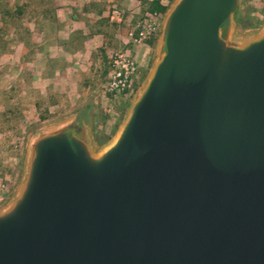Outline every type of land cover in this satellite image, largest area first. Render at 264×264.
Masks as SVG:
<instances>
[{
	"label": "water",
	"instance_id": "obj_1",
	"mask_svg": "<svg viewBox=\"0 0 264 264\" xmlns=\"http://www.w3.org/2000/svg\"><path fill=\"white\" fill-rule=\"evenodd\" d=\"M248 23L245 0H173L110 139L89 100L25 135L0 264H264V22Z\"/></svg>",
	"mask_w": 264,
	"mask_h": 264
},
{
	"label": "rangeland",
	"instance_id": "obj_2",
	"mask_svg": "<svg viewBox=\"0 0 264 264\" xmlns=\"http://www.w3.org/2000/svg\"><path fill=\"white\" fill-rule=\"evenodd\" d=\"M172 2L173 0H167L166 5L160 6L162 10H149L148 6L155 3H149L148 0H111L110 4L115 9L111 10V14L117 17L133 18L137 15L142 20L146 14L154 12L159 16L153 39L143 46L128 49L138 67L133 90L120 96L116 102L104 93L109 80L111 55L124 48L127 43V29L133 25L130 23L121 32L120 38H77V51L70 54L63 49V57L58 61L63 73L60 83L62 86L59 88L56 85L54 93H58L60 105L49 108L44 106L45 101L40 99L41 96L35 89L40 88L41 84H37L35 69H30V62L27 60L28 56L35 55L36 52L33 51L38 50L39 40L35 32L32 33L33 38H25L26 35L21 36L17 30L22 21L20 11L36 10L43 5V1L0 0V200L14 191L20 181L24 165L25 135L35 128L56 122L77 110L82 102L89 100L94 103L98 114V142L104 143L113 136L129 100L151 68L158 26ZM245 9L250 24L264 22V6L260 0H245ZM3 12H7L6 18ZM24 25L29 28L33 24ZM17 38L24 40L16 42ZM86 86L88 90H85ZM45 95L53 97V93Z\"/></svg>",
	"mask_w": 264,
	"mask_h": 264
},
{
	"label": "crops",
	"instance_id": "obj_3",
	"mask_svg": "<svg viewBox=\"0 0 264 264\" xmlns=\"http://www.w3.org/2000/svg\"><path fill=\"white\" fill-rule=\"evenodd\" d=\"M94 1L99 0H79V2L77 0H55L52 17L55 26L57 23L61 30L57 31L55 26L50 28L49 24L48 26L40 25L38 28L36 34L39 40L38 50L35 55L26 58L30 62L28 63L30 69H35L36 82L41 84V87L34 88L45 100L44 106L46 107L60 105L58 93H54L56 85H59V88L62 86L60 83L63 73L58 62L63 57L61 53L63 48L60 47L62 42L70 38H120L124 28L130 23L134 25L140 18L137 15L133 18L117 17L111 14V10H115L110 4L111 0H102L99 3H94ZM39 8L45 9L43 5ZM29 29L32 33L35 32L33 25L29 26ZM50 60L57 62L53 70L49 65ZM46 93H53V97L46 96Z\"/></svg>",
	"mask_w": 264,
	"mask_h": 264
},
{
	"label": "built area",
	"instance_id": "obj_4",
	"mask_svg": "<svg viewBox=\"0 0 264 264\" xmlns=\"http://www.w3.org/2000/svg\"><path fill=\"white\" fill-rule=\"evenodd\" d=\"M264 6V0H260ZM149 3L166 5L167 0H148ZM159 16L157 13H148L137 21L126 33L127 43L111 55L109 80L105 86V94L116 102L126 92L133 90L138 67L128 49L133 46H143L153 39L157 31ZM127 46V49H126Z\"/></svg>",
	"mask_w": 264,
	"mask_h": 264
},
{
	"label": "trees",
	"instance_id": "obj_5",
	"mask_svg": "<svg viewBox=\"0 0 264 264\" xmlns=\"http://www.w3.org/2000/svg\"><path fill=\"white\" fill-rule=\"evenodd\" d=\"M41 1H43V6L45 7V9H40L39 7H37L36 10H28L27 9L26 12L20 11L19 15L22 18V21H21V24L18 25V29L17 30L21 34V36L26 35L25 38H33L32 32L30 31V29L27 26L24 25V23H32L33 26H34V31H35L36 34H37L38 30H39L38 28H39L40 25L48 26V24H49L50 28L55 26V22H53L54 18L52 17V13H53V10H54L53 8H54V5L56 3L55 0H41ZM148 9L149 10H162V8L159 6L158 3H155L153 5L148 6ZM25 13H26V15H25ZM3 14H4V17L6 18L7 12H3ZM55 27H56L57 31L61 30L60 29L61 27L58 26L57 23H56ZM0 31H2V30H0ZM23 40H24V38H17L16 42L23 41ZM76 40H77V38H70V40H68V41L66 40V41L62 42L60 44V47H62L64 50H66V52H68L70 54H73L74 51L78 50V49H76V44H75L77 42ZM12 43L15 44L14 41H12ZM33 52L35 53L36 50L33 51ZM49 65H50V68L52 70L55 69L56 61L50 60V64ZM51 69H49V70H51ZM85 90H88V86H86ZM40 99H43V98L40 97Z\"/></svg>",
	"mask_w": 264,
	"mask_h": 264
}]
</instances>
